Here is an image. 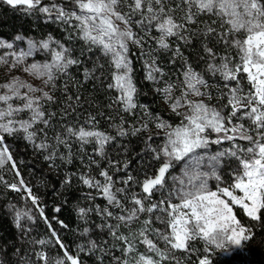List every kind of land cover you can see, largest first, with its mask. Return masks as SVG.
<instances>
[{"label": "trees", "instance_id": "1", "mask_svg": "<svg viewBox=\"0 0 264 264\" xmlns=\"http://www.w3.org/2000/svg\"><path fill=\"white\" fill-rule=\"evenodd\" d=\"M56 2L65 9L73 6L72 0ZM48 3L50 0H42V6ZM131 3L132 0H122L119 10L128 13ZM161 6L165 11L170 10L173 19L184 27L178 34L166 37L168 47L163 48L158 43L161 33L155 27L156 22L151 26L146 22L140 24L137 21L141 20V13L132 15L131 29L141 42H128L136 106L127 108L118 101L119 91L108 87L114 82L112 73L115 69L111 57L101 48L85 43L74 27L57 22L54 14L49 18L36 10L29 13L0 0V39L23 43V39L45 41L51 37L69 50V59L77 61L63 72L54 71L49 94L52 99L41 102L48 124L37 122L33 125L30 130L36 133L34 141L26 140L23 132L5 134L4 142L16 167L13 169L11 161L0 167V264H45L37 256L40 252L45 253L47 264H57L56 260L63 258L65 251L78 257L80 264H130L132 254L146 252L142 236L134 237L137 252L127 250L125 241L117 237H126L130 241L134 232L113 215L121 209L126 211L125 207L131 208L132 193L143 200L145 208L158 203L153 199L156 193L145 199L141 192L142 182L153 176L159 165L153 159L152 149H159L164 135L157 123L164 120L178 124L182 119L162 104L161 89L180 83L182 74L190 66L206 81L212 103L227 115L228 108H224V101L218 97L227 87L236 86L237 81H225L221 72L211 70L209 65L219 68L225 58L230 61L229 67L239 63L237 49L220 37L227 25L222 26L217 16L201 13L192 21H186L184 0H162L161 5L153 3L156 9ZM209 28L215 31L208 32ZM17 36L23 39L16 40ZM231 38L229 36V40ZM51 48L57 49V44L52 43ZM209 48L214 55L209 54ZM34 57L47 59L40 52ZM147 62L158 69V87L146 76ZM246 85V74L241 73L239 86L245 88ZM80 127L102 132L111 139L101 148L96 140L84 143L67 132L68 128L78 130ZM237 143L247 144L246 141ZM40 144L48 147L40 148ZM210 146L213 147L211 151H216L214 148L218 145ZM225 160L218 170L221 177H227L229 170L236 169L234 159ZM101 172H107L112 178L110 190L119 201V207L107 201L102 187L83 183L84 179H89L92 184L105 185L106 179ZM20 179L38 198L36 205L28 198L26 189L15 191L8 187L19 183ZM81 208L86 210L84 214L80 213ZM105 209L115 210L108 217ZM17 212L27 213L20 219L19 226ZM154 213L155 210L152 213L145 211L140 217H134L133 227H142L148 239L156 240V230L162 226L154 220ZM234 213L253 234V238L239 249L229 254L206 251L197 239L189 242L188 250L177 249L175 259L163 264H199L204 256H208L211 264H264V224L251 221L239 206L234 208ZM149 220L151 223L146 224ZM41 240L45 244H39Z\"/></svg>", "mask_w": 264, "mask_h": 264}, {"label": "snow or ice", "instance_id": "2", "mask_svg": "<svg viewBox=\"0 0 264 264\" xmlns=\"http://www.w3.org/2000/svg\"><path fill=\"white\" fill-rule=\"evenodd\" d=\"M6 3L14 8L22 7L29 13L33 10L39 11L49 18L55 14L57 22L74 27L78 31L79 38L85 43L101 48L105 55L111 57L115 69L112 73L114 82L108 87L119 90L121 95L118 101L123 102L127 108L136 106L133 103L136 88L130 76V62L126 55L128 42L136 44L141 42L131 30L132 15L141 13L142 18L137 21L140 24L146 22L151 26L154 21L156 22L155 27L161 33L158 43L163 48L168 47L165 38L178 34L184 27L173 19L170 10L165 11L163 6L159 9L153 7V3L161 5L162 0H132L128 5V13L119 10L122 0H72L71 11H66L64 7L56 4L50 7L42 6V0H6ZM184 3L187 6L184 17L186 21H192L194 16L206 13L217 16L222 26L227 25L226 31L221 33L220 37L226 44L237 49L239 63L229 67L230 61L225 58V62L219 68L215 65H209V68L221 72L225 81H237V87L229 89L230 96L227 104L224 105V108L231 110L225 115L222 109L209 106L203 100L189 99V96L209 95L200 90L202 86H207L206 81L190 66L184 72L181 96L171 98L169 93L172 86L165 88V95L171 100V110L182 119L175 126L164 120H159L157 123V127L164 130V142L158 150L152 149L153 159L159 163V167L153 176L145 178L142 182V191L147 194L145 199H150L154 191L163 189L171 175V170L177 164L183 163L181 173L179 176H171L173 187L167 197L159 203H153L145 208L143 200L134 197V204L138 207L134 208L130 215H119L116 219L128 222L138 212L152 213L154 210L162 209L167 216L164 221L167 231H156L171 249L188 250L189 242L197 239L205 242L206 251L213 245L218 249H226L229 245L239 248L245 241L252 239L253 234L251 228L237 219L233 211L234 205L241 206L251 221L264 224L262 218L264 213V0H184ZM118 22L125 27L121 28ZM214 31L212 28L208 29V32ZM229 36L232 37L230 40ZM22 39L21 36L16 37V40ZM52 43L57 44L58 50L51 48ZM0 47L12 49L13 44L0 41ZM38 47L50 51L52 61L43 64L34 62L24 71L37 77H46L45 84L53 81L54 70L63 72L68 65L77 62L68 58L67 48L49 37L48 40L39 43L29 40L26 51L22 49L19 52H12L14 61L11 66L17 67L22 64ZM207 51L210 55H214L212 49L209 48ZM0 62L8 63L3 57H0ZM241 73L246 74L250 85L249 91L245 94H241L239 88ZM148 78L153 79L151 72ZM0 88L3 89L0 92V165L11 161L15 169V162L12 161V155L4 142L5 134L10 136L23 132L26 140L34 141L36 133L30 130L33 125L37 122L48 124V120L44 119L45 113L41 110L40 102L42 99L51 100L52 97L48 92L35 89L18 78L0 85ZM22 88H26L27 91L22 93ZM37 91H41L42 96L30 94ZM13 100H19L21 103L14 106ZM179 108L186 110L179 112L177 111ZM26 110L31 113L29 120L15 119L19 113ZM240 120L250 121L249 126L246 128L243 123H234ZM67 132L84 143L96 140L101 148L111 139L102 132L87 130L84 127L78 130L68 128ZM212 134H215L214 138ZM237 141H246L248 146H241ZM225 142L229 143V147L210 155L207 153L206 150L210 145H221ZM39 147L46 148L48 145L40 144ZM46 158L51 159V157ZM225 158H232L236 162V169L232 172L233 181L228 187L217 185L216 190H211L208 181L211 178L222 180L218 170L226 162ZM16 174L19 176L18 171ZM101 176L106 179V184L103 186L99 182L92 184L89 179H84L83 183L102 187L109 203H115L119 207V201L110 190L112 178L107 172H101ZM131 179L129 177V180ZM8 187L15 191L25 188L28 198L34 205L37 204L38 198L32 195L31 189L26 188L23 179L19 180V184H9ZM236 190L242 195H236ZM173 199L178 202L173 203ZM40 211L43 214V210ZM85 211L83 208L80 209L81 214ZM105 213L108 217L113 215L106 209ZM26 215L27 213H16L17 226L20 219ZM145 223L149 224L151 221ZM140 235L144 237L143 243L150 250L159 252L143 231ZM117 238L124 240L128 245L127 250L132 251L131 241L122 236ZM38 243L43 245L45 241L41 240ZM60 247L63 248L64 245L61 244ZM37 256L47 264L45 253H37ZM64 257L70 264H80L78 257L68 254L67 251ZM58 264H63V261ZM137 264H159V261L153 260L151 256H141ZM199 264H211V261L208 256H204L199 260Z\"/></svg>", "mask_w": 264, "mask_h": 264}, {"label": "rangeland", "instance_id": "3", "mask_svg": "<svg viewBox=\"0 0 264 264\" xmlns=\"http://www.w3.org/2000/svg\"><path fill=\"white\" fill-rule=\"evenodd\" d=\"M53 4L58 5V2H56V0H50V3H48L46 6H49L50 7ZM72 9H73V6H71L69 9H65V10L66 11H71ZM73 23H75V22H73ZM118 23H120V22H118ZM120 26H121V28H124L125 27V25H123L122 23H120ZM74 30L77 31L75 28H74ZM29 40L35 41L37 43L41 42L39 40L23 39V43H18V41L17 42H10V41H5L3 39H0V41H3L5 43H12L13 44V48L12 49H8L6 47H0V57H3L4 59H6L8 61V63H2V62H0V85L9 83L14 78H18L23 83L29 84V85H31L35 89H42L43 92H48L50 94L52 82H50L48 84H45L44 83V80L46 79V77H44V78L37 77V76L32 75L29 72L24 71V69L26 67H28L29 65H31L34 62L35 63H40V64L50 63L52 61V55H51L50 52L46 53L47 50H43V49H41V48L38 47L36 50L33 51V55L27 57L26 60L22 64L18 65L17 67H12L11 66L12 63H13V61H14V57L11 55V53L12 52H19L22 49L26 51L28 49V41ZM129 42H131V41H129ZM52 49H56V48H52ZM56 50H58V49H56ZM36 52H40L43 56H46L47 59H37V58H35L34 57V54ZM126 55H127V58H128V60L130 62V68H131V61H130L129 52H127ZM145 65H146L145 66L146 76L148 77L149 76V73L151 72V75L153 76V79H150V80H154L156 82V87H158L159 86V84H158L159 74H158V71H156L157 68L152 63H150V62H147ZM130 76H131V79H132L131 72H130ZM183 81H184V73L182 74V79L180 80V83L176 84L175 86L171 85L172 87H171V90H170V93H169V96L171 98H176V97L181 96V93L183 91ZM132 82H133V79H132ZM133 84H134V82H133ZM247 84L248 85H246L245 88L239 86V88L241 89V94H245V93H247L249 91L250 85L248 83V80H247ZM168 86L169 85H165L161 89V95H162L161 102L170 111L171 110V106H170L171 105V100L166 97L165 92H164V89L167 88ZM235 87H237V85L236 86L233 85V86L227 87V89H224V92L225 93L223 95L221 94L218 97L219 99H221V100L224 101L225 105L227 104L228 99H229V96H230L229 89L230 88H235ZM200 90H201V92L208 93L209 95H205V96H201V97L189 96V99H192V100H203L209 106L216 107L212 103L213 102V99H212L211 94L209 93L210 92V89L208 88V86H206V87L202 86ZM2 91H3V89L0 88V92H2ZM24 91H27V89L26 88H22L21 89V92L23 93ZM30 94L31 95H34V96H42V92L41 91H37L35 93H30ZM42 101H43V99L41 100V102ZM12 102H13L14 106L21 103V101H19V100H13ZM133 103H134V96H133ZM185 110L186 109H184V108L177 109V111H179V112H184ZM230 110L231 109L228 108V112ZM30 116H31V113L26 110L24 112L19 113V115L16 116L15 119H17V120H29L30 119ZM234 123H243L245 125V127L247 128L249 126V124H250V121H248V120H240V121H234ZM172 125L175 126L177 124H172ZM160 131L164 135V130L160 129ZM213 138H214V136H213ZM247 146H248V144H246L244 147H247ZM227 147H229V143L228 142L216 146L214 148L216 151H211V149H213V147H211V146H209V148L206 151L210 155V154L216 153L218 151H221V150H223L224 148H227ZM6 162H8V161H6ZM3 165H0V167H2ZM182 167H183V163H180V164H177L176 165L174 171H172L171 175L168 177V181H167V184L165 185V187L163 189H159V190L154 191V193H156V197L155 198L152 197L154 200H156L159 203L160 200H162L165 197H167L168 192L173 187L171 176H179L180 173H181V168ZM229 172H230L229 173L230 175H228L227 177H222V180L221 181H217L214 178L209 179V181H208L209 188L211 190H216L217 185H219L220 187H228L232 183V181H233V176H232V172L233 171L232 170H229ZM16 184H19V183H16ZM23 189H25V188H23ZM102 194H104V193L102 192ZM235 194L236 195H242V193L239 190H236ZM131 197L132 198L135 197L137 199H140L139 196L136 195V193H132L131 194ZM224 198L225 199H229L227 197H224ZM107 201H108V199H107ZM175 202H178V201H176L175 199H173V203H175ZM237 206H239V205H234L233 206V211H234V208L237 207ZM130 207H131L130 209H128L129 207L123 208V209H126V211H124V210L121 209V211L119 213H116L115 216L113 215V217L116 219V217L119 216V215H124V216L130 215L131 212H132V210L134 208L138 207V206H136L134 204L133 199H132V204L130 203ZM164 207H167V205H164ZM239 207H241V206H239ZM115 209H113L111 212L114 213L113 211ZM142 213L143 212H138L137 215L135 216V218L140 217L142 215ZM153 217H154V220L156 222L160 223L161 226H162L158 230L160 232H166L167 229H166V226H165V223H164V221L167 219L166 213L162 209H157V210H155V213L153 214ZM157 217H159V219H157ZM117 221H119V220H117ZM119 222L125 224L126 226H129L131 228V230H133L134 233L131 234L132 239H130V241L132 243V252L133 253L137 252L136 251V246H135L136 245L135 244L136 242H135L134 237H136V238L140 237L141 236L140 233H141V231H143V228L142 227H138V228L137 227H133V224L135 222V219L134 218L131 221H128V222H124V221H119ZM131 230H130V232H131ZM156 238H157L156 240H153V239H150V240L153 241V243L156 245V249H159V252H157L156 250H150L148 248V246L146 245V247H147L146 248V252H143V253L141 252V253H139L137 255H136V253L131 255L132 256V260L130 261L131 262L130 264H137V262L140 261V257L141 256H151L153 260L159 261V264H163L164 261H172V260H174L175 259V256H176L175 255V253H176L175 251L177 249H171L170 245L166 244V242L161 238V236L159 234H157V237ZM200 242L206 248L205 242L202 241V240H200ZM239 248H237L236 246H233V245H229L226 249H218V248H216L213 245V246H210L209 250H213V251L218 252V253L219 252H222V253H225V254H229L232 251L237 250ZM162 255H163V258H162ZM60 261H63V264H70V262L67 261L65 259V257H63V258H61L59 260H56V263L58 264V262H60Z\"/></svg>", "mask_w": 264, "mask_h": 264}, {"label": "water", "instance_id": "4", "mask_svg": "<svg viewBox=\"0 0 264 264\" xmlns=\"http://www.w3.org/2000/svg\"><path fill=\"white\" fill-rule=\"evenodd\" d=\"M158 167H159V165H158ZM157 167V168H158ZM172 171V170H171ZM141 192H142V194L144 195V196H146L147 194H145V193H143V191H142V184H141Z\"/></svg>", "mask_w": 264, "mask_h": 264}]
</instances>
